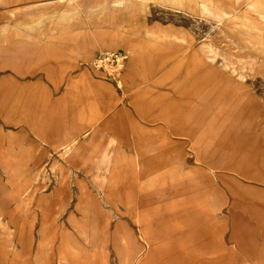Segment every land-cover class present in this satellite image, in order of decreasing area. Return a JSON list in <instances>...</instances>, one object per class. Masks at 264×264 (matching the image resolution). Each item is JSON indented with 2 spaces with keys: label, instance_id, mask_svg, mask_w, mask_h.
<instances>
[{
  "label": "rangeland",
  "instance_id": "rangeland-1",
  "mask_svg": "<svg viewBox=\"0 0 264 264\" xmlns=\"http://www.w3.org/2000/svg\"><path fill=\"white\" fill-rule=\"evenodd\" d=\"M0 264H264V0H0Z\"/></svg>",
  "mask_w": 264,
  "mask_h": 264
},
{
  "label": "bare ground",
  "instance_id": "bare-ground-1",
  "mask_svg": "<svg viewBox=\"0 0 264 264\" xmlns=\"http://www.w3.org/2000/svg\"><path fill=\"white\" fill-rule=\"evenodd\" d=\"M74 149V151H76V152H78L77 150H75L76 148L74 147V142H68V143H65V144H63V146H62V148H61V153L63 154V155H66V154H68L71 150H73ZM75 152V153H76ZM13 162V161H12ZM101 162V161H100ZM93 164V163H92ZM100 164V163H99ZM11 167H13L12 165H11ZM3 168V167H2ZM57 170V169H56ZM4 171V170H3ZM13 171V170H12ZM12 174H14V173H12ZM35 174V173H34ZM7 177V176H6ZM9 177V176H8ZM20 179V178H19ZM26 179V178H25ZM30 179V178H29ZM21 180V179H20ZM16 181V180H15ZM25 182V181H24ZM29 187V186H28ZM22 189V188H21ZM24 189V188H23ZM20 191H22V190H20ZM27 192V191H26ZM21 194V193H20ZM19 194V195H20ZM15 195H17V194H15ZM18 195V196H19ZM25 195V194H24ZM27 195V194H26ZM26 195H25V197H26ZM31 198V197H30ZM71 238V237H70ZM71 239H73V238H71ZM75 242H76V240H74ZM72 242V241H71ZM73 243V242H72ZM127 247V246H126ZM127 255V254H126ZM125 258H126V256H125ZM127 260V259H126Z\"/></svg>",
  "mask_w": 264,
  "mask_h": 264
},
{
  "label": "crops",
  "instance_id": "crops-1",
  "mask_svg": "<svg viewBox=\"0 0 264 264\" xmlns=\"http://www.w3.org/2000/svg\"><path fill=\"white\" fill-rule=\"evenodd\" d=\"M68 142H75L76 143V137L75 136H68L65 139H59L58 137H56L52 143L54 146H59L60 149L62 148L63 144L68 143Z\"/></svg>",
  "mask_w": 264,
  "mask_h": 264
},
{
  "label": "built area",
  "instance_id": "built-area-1",
  "mask_svg": "<svg viewBox=\"0 0 264 264\" xmlns=\"http://www.w3.org/2000/svg\"><path fill=\"white\" fill-rule=\"evenodd\" d=\"M102 57V56H101ZM104 57H107V58H109V57H118V54H105V56L103 55V57L102 58H104ZM116 59H118V58H116Z\"/></svg>",
  "mask_w": 264,
  "mask_h": 264
}]
</instances>
